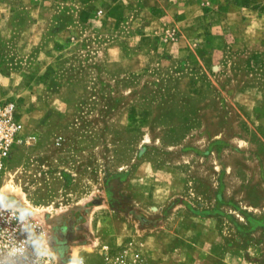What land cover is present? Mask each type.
I'll return each mask as SVG.
<instances>
[{
  "label": "rangeland",
  "instance_id": "obj_1",
  "mask_svg": "<svg viewBox=\"0 0 264 264\" xmlns=\"http://www.w3.org/2000/svg\"><path fill=\"white\" fill-rule=\"evenodd\" d=\"M14 3L0 206L55 264H264V0Z\"/></svg>",
  "mask_w": 264,
  "mask_h": 264
},
{
  "label": "built area",
  "instance_id": "obj_2",
  "mask_svg": "<svg viewBox=\"0 0 264 264\" xmlns=\"http://www.w3.org/2000/svg\"><path fill=\"white\" fill-rule=\"evenodd\" d=\"M16 101L0 98V172L18 144L29 142ZM43 227L16 207L0 206V264H55Z\"/></svg>",
  "mask_w": 264,
  "mask_h": 264
},
{
  "label": "crops",
  "instance_id": "obj_3",
  "mask_svg": "<svg viewBox=\"0 0 264 264\" xmlns=\"http://www.w3.org/2000/svg\"><path fill=\"white\" fill-rule=\"evenodd\" d=\"M14 1L15 0H0V36L8 32V28H5L7 27V21L9 20L10 17L13 18V16L16 14L17 9H15L14 7L16 6ZM49 1L52 0H40V5L35 9L36 11L33 13V15L37 16L39 13H41L42 11L40 10L43 8L42 6L46 5V3H48ZM120 1L121 0H107V3H109L111 6L110 10L116 8L118 4H120ZM44 8H48V7H44ZM24 33H26V30L25 31L22 30L19 33V37L16 36V38H14L15 40L10 44H14L17 40H19L21 35H23ZM7 41H9V39H7Z\"/></svg>",
  "mask_w": 264,
  "mask_h": 264
},
{
  "label": "clouds",
  "instance_id": "obj_4",
  "mask_svg": "<svg viewBox=\"0 0 264 264\" xmlns=\"http://www.w3.org/2000/svg\"><path fill=\"white\" fill-rule=\"evenodd\" d=\"M70 264H72V262H70ZM79 264H83V261L81 260V261L79 262Z\"/></svg>",
  "mask_w": 264,
  "mask_h": 264
}]
</instances>
